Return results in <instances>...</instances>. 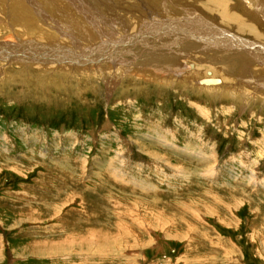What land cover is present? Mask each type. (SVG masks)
Returning a JSON list of instances; mask_svg holds the SVG:
<instances>
[{"label": "rangeland", "instance_id": "374dc122", "mask_svg": "<svg viewBox=\"0 0 264 264\" xmlns=\"http://www.w3.org/2000/svg\"><path fill=\"white\" fill-rule=\"evenodd\" d=\"M217 10L0 0V264H264V83Z\"/></svg>", "mask_w": 264, "mask_h": 264}, {"label": "bare ground", "instance_id": "6f19581e", "mask_svg": "<svg viewBox=\"0 0 264 264\" xmlns=\"http://www.w3.org/2000/svg\"><path fill=\"white\" fill-rule=\"evenodd\" d=\"M263 1V0H261ZM214 2L218 3V14L223 18V20H220L221 22L227 23L228 26L232 27L233 29L236 28V30H240L243 32H247V33H240L241 35L244 36L243 38V43L242 44H235L234 42H232L229 38H226L225 40V44H231L233 46H239L241 49L245 50L242 51L243 53V57L242 55L238 54V53H233V56H235L239 61H243L244 63V70L240 69L243 74L239 73V68L237 66H235V62L233 61H229L226 63L225 67L226 69H228L231 72H236L240 75H238V77L240 78V81L245 82L247 84H251L253 82H257V83H264V66L262 67H257V66H253V63L256 62H264V50H262V46L264 44V30L260 29V27H258L257 22L251 21L249 19H246L241 13L237 12L234 10V7H232L230 5V3L227 0H209V4L212 5ZM259 2V0H258ZM257 2V3H258ZM263 3V2H262ZM264 4V3H263ZM257 5L254 7V17L255 18H259L263 16V10L262 7L260 6V9H258ZM240 7V6H239ZM13 11V10H12ZM251 11V10H250ZM249 12V11H248ZM14 14H16V12L14 11ZM251 14V13H250ZM209 15L205 14L204 16H198V18L200 19V21H202V25H206L208 22L204 23V21H207ZM217 18V17H216ZM218 22H219V18ZM215 20V19H214ZM210 21L213 22L210 18ZM215 22V21H214ZM213 22L212 25H214L215 27V23ZM209 24V23H208ZM203 27V26H202ZM213 27V28H214ZM208 28V27H207ZM204 28V29H207ZM217 28V27H216ZM211 29V28H210ZM212 30V29H211ZM215 30V29H214ZM215 32H218V34L216 33L215 35L211 34V39L212 42H209L210 44H212L213 47L219 48L220 45H222L223 39L221 41V38L219 36H221V34H219L220 32L215 30ZM238 33V31H236ZM188 33V32H187ZM191 34V33H189ZM210 34V33H209ZM208 34V35H209ZM223 37V36H222ZM225 37V36H224ZM216 40V41H215ZM223 43V44H224ZM263 43V44H262ZM197 44V42H196ZM224 44V45H225ZM185 45V44H184ZM106 46V45H105ZM186 46V45H185ZM194 46H198V45H194ZM219 46V47H217ZM235 48V47H234ZM238 48V47H237ZM245 48V49H244ZM219 49H222L221 47ZM187 50V49H186ZM215 50V52H218L217 49H213ZM217 50V51H216ZM233 50V49H231ZM236 50V49H235ZM239 50V49H238ZM260 51V52H259ZM253 52H258V53H253ZM64 53V52H63ZM228 53V52H227ZM61 54V53H60ZM230 54V53H229ZM232 54V53H231ZM62 55V54H61ZM67 56V55H66ZM65 57V56H64ZM70 57V56H69ZM7 58V57H6ZM22 58V57H21ZM35 58V57H34ZM33 57L30 59H34ZM143 58V57H142ZM162 58V57H161ZM165 58V57H164ZM179 58V57H178ZM182 58V57H180ZM241 58V59H240ZM21 60V59H20ZM61 60V59H60ZM173 60V59H172ZM24 61H33V60H24ZM179 61V60H178ZM187 61V60H186ZM64 62V60H63ZM143 62V61H142ZM168 62V61H166ZM64 66V65H63ZM178 68V67H175ZM170 69V68H169ZM172 70V69H171ZM198 73L193 74V78L199 77L200 75H203V72L197 71ZM246 72H248L249 74H246ZM175 73V72H174ZM252 73H256V74H260V76L257 79L252 78ZM163 74V73H162ZM169 78V77H168ZM234 78V77H233ZM236 78V77H235ZM208 79H214V82H209L207 81ZM237 80V78H236ZM256 80V81H255ZM202 87L205 86V88H210L209 86L211 85H219L221 84V79H216V78H201L200 80ZM205 82V83H204ZM198 85V84H197ZM207 85V86H206ZM234 85V84H233ZM255 85V84H254ZM228 85H221L218 87H213L208 89L207 91H216V93H224L226 95V91L228 90ZM242 86V85H241ZM244 88V87H242ZM198 89H203L205 91L204 88H198ZM237 89V88H236ZM246 90V89H245ZM229 91V90H228ZM227 91V92H228ZM237 93L239 91L236 90ZM236 91L234 90V94L236 93ZM229 93V92H228ZM236 93V94H237ZM242 93V92H239ZM248 93V92H247ZM246 94V93H245ZM199 107V106H198ZM78 168V167H77ZM61 244V243H60ZM56 249V248H55Z\"/></svg>", "mask_w": 264, "mask_h": 264}, {"label": "water", "instance_id": "95a60500", "mask_svg": "<svg viewBox=\"0 0 264 264\" xmlns=\"http://www.w3.org/2000/svg\"><path fill=\"white\" fill-rule=\"evenodd\" d=\"M207 81H209V82H214L215 80H214V79H208Z\"/></svg>", "mask_w": 264, "mask_h": 264}]
</instances>
